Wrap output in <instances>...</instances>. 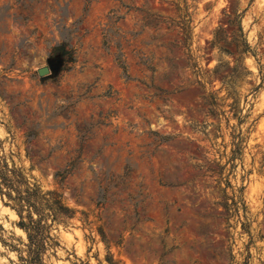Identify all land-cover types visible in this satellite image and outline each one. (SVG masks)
Segmentation results:
<instances>
[{
	"label": "rangeland",
	"instance_id": "1",
	"mask_svg": "<svg viewBox=\"0 0 264 264\" xmlns=\"http://www.w3.org/2000/svg\"><path fill=\"white\" fill-rule=\"evenodd\" d=\"M0 264H264V0H0Z\"/></svg>",
	"mask_w": 264,
	"mask_h": 264
},
{
	"label": "trees",
	"instance_id": "2",
	"mask_svg": "<svg viewBox=\"0 0 264 264\" xmlns=\"http://www.w3.org/2000/svg\"><path fill=\"white\" fill-rule=\"evenodd\" d=\"M17 198H20L22 205L25 206L27 219V222L24 223L21 220L20 211H18L20 218L18 224L26 231L28 242L32 243L34 251L37 252L45 244L49 245V241L53 242L48 230L51 224L68 209L62 204L60 194L52 190L39 195L36 188H25ZM31 213H34L36 217L33 218ZM48 219L49 222H47Z\"/></svg>",
	"mask_w": 264,
	"mask_h": 264
},
{
	"label": "water",
	"instance_id": "3",
	"mask_svg": "<svg viewBox=\"0 0 264 264\" xmlns=\"http://www.w3.org/2000/svg\"><path fill=\"white\" fill-rule=\"evenodd\" d=\"M44 72H47V68H46V67H42V68H38V69H37V73H38V74H42V73H44Z\"/></svg>",
	"mask_w": 264,
	"mask_h": 264
}]
</instances>
